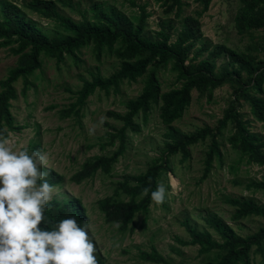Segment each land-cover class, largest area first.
<instances>
[{
	"label": "rangeland",
	"instance_id": "1",
	"mask_svg": "<svg viewBox=\"0 0 264 264\" xmlns=\"http://www.w3.org/2000/svg\"><path fill=\"white\" fill-rule=\"evenodd\" d=\"M7 1L20 7L24 2ZM54 1L62 15L80 20L75 10L58 0ZM133 1L145 5L149 13L144 34L156 40V35L163 25L172 23L171 42L175 41L182 29L184 17H197L203 8L197 0H183V13L177 19L174 12L166 11L167 7L161 1ZM72 2L73 7L81 11L88 10L94 3H105L114 5L127 15L137 12V8L131 5V0ZM243 6L242 0L212 1L208 11L199 18L202 38L196 42L190 57L195 53L194 50L210 43L211 49L204 52L198 61L207 58L213 48L223 46L238 54L252 56L257 62H264V28L253 29L242 35L237 30L236 17ZM25 12L45 30L55 29L53 22L40 18L27 9ZM16 46H0V81L6 79L8 72L17 65L18 56L12 52ZM79 57L83 61L79 65L71 58L58 65L55 59L42 55V66L29 77L32 85L25 94L22 79L14 84L18 98L11 102L10 110L16 124L24 129L9 134L14 141V150L28 148L30 152L41 150L48 153L47 168L41 166V171H53L62 178V182L55 187L53 200L78 199L82 203L86 222L90 225V236L97 247V258L101 259L102 264H164L161 261L140 258L142 252L150 253L154 250L171 264H203L206 259L199 254V246H182L177 239L188 242L190 235L187 228L191 226L197 232L207 231L214 239L220 240V236L206 221L211 216L222 220L242 237L255 235L264 227V217L254 214L239 217L237 206L229 202L238 199L264 207V187H259L264 186V163H248L246 158L241 159L238 151L234 150L229 142L235 131V123L229 121L226 127L221 128L219 122L226 110L234 106L238 108L240 119L248 123L251 133L264 138V125L251 114L249 104L237 98L229 83L216 88L211 99L193 91L190 106L183 117L172 124L173 128L187 134L206 127H209L212 133L204 141L189 148L188 159L183 160L182 153L169 157L168 166L172 172L164 174L159 181L164 183L167 190L163 205L152 203L148 213H138L127 227L122 221L107 219L100 202L107 198H111L113 202L129 200L120 185L126 182L134 185L133 178L144 174L153 161L162 157L166 143L169 142L165 138L168 129L160 117V101L152 106L146 120L143 115L138 116L136 121L141 125V132H128L126 151L112 165L110 173L99 169L80 181L78 175L86 164L94 162L97 156L110 157L117 151L118 143L102 149L101 144L104 141L101 138L106 132L122 126V122L112 114H124L126 103L141 95L154 66H150L148 73L137 82L122 83L118 93L111 92L106 95L104 91H96L78 114L67 116V110L75 102V98L67 89L72 92L80 90L81 78L91 79L89 72L96 66L100 67L104 77L111 76L120 68V61L115 55L104 54L99 64L91 47L83 48ZM216 64V73L236 75V72H239V77L246 80L245 71L238 65L231 64L227 55H220ZM154 72L161 85V94L179 86L176 73L171 72L169 68H159ZM234 84L236 85V81ZM253 93L259 95L257 90ZM259 96L264 98V93ZM101 117L106 118L105 123L97 127L95 135L89 136L88 129L97 124ZM213 144L218 145L219 154H213L212 169L204 176L207 155L213 149ZM33 146H36V149ZM169 177L178 181L175 190L169 184ZM262 247L261 251L253 247L250 264H264V241Z\"/></svg>",
	"mask_w": 264,
	"mask_h": 264
},
{
	"label": "trees",
	"instance_id": "2",
	"mask_svg": "<svg viewBox=\"0 0 264 264\" xmlns=\"http://www.w3.org/2000/svg\"><path fill=\"white\" fill-rule=\"evenodd\" d=\"M70 9L76 11L80 20L76 21L69 16L62 15L54 0H24L22 7L14 5L7 0H0V46L16 44L12 49L18 56L16 67L12 68L6 79L0 81V135L9 136V133L22 131L23 126H18L11 113V102L18 98L14 84L22 79L24 91L32 85L29 80L35 71L42 66L40 56L55 59L62 64L67 58L74 60L76 65L83 63L79 54L83 48L91 47L97 62L100 64L104 54L115 55L120 61V68L109 77H104L100 67L96 66L90 71L91 79L81 78L82 87L77 92L69 93L75 98L67 110V116L78 112L85 106L88 98L96 91H104L106 95L111 92L118 93L124 82L135 83L148 73L150 66L154 71L159 68L170 69L176 73V82L179 86L173 87L168 92L161 94V85L155 72H151L145 87L139 97L126 103L124 114L113 113V117L122 122L119 129H112L105 133L101 140V148L112 147L118 143V149L112 156H97L94 162L86 164L78 175L81 181L93 175L99 169L110 173L112 165L122 156L127 148L128 132L137 134L141 132V125L136 121L139 115L146 120L152 106L162 102L161 114L163 124L168 129L165 138L169 140L162 157L153 161L144 174L133 178L134 185L125 183L120 185L121 190L129 197L126 202H113L111 198L100 202L101 209L107 219L122 221L127 227L133 222L138 213H148L152 204L151 194L142 195L144 187L155 191L157 183L164 174L172 172L168 166L169 157L177 153L183 154V160L190 157V147L200 141H204L212 130L209 127L195 133L187 134L173 128L172 124L183 117L184 112L192 101V92L196 91L200 96L207 95L212 98L213 91L224 83H229L231 88L241 101L249 104L251 114L258 122L264 125V62L246 54H238L223 46L215 47L208 53L207 58L198 61L204 52L211 49V44L206 43L199 50H194L195 44L201 40V24L199 18L208 11L214 0H197L202 5V11L197 17L186 16L182 22V29L178 32L175 41L171 42L172 23L163 25L157 33L156 40L147 37L146 29L149 13L145 5H139L131 0V5L137 8V12L127 15L114 5L94 3L88 10L81 11L73 7L72 0H58ZM163 2L168 13H173L179 19L183 13V0H158ZM243 7L236 17V27L239 34L248 33L253 29L264 28V0H242ZM25 9L36 14L40 18L49 20L55 25L51 31L45 30L39 22L30 18ZM167 28V29H166ZM225 54L231 64L238 65L247 74L246 80L231 73H216V59ZM198 61V62H197ZM196 62V63H195ZM233 75L235 78H233ZM236 81V86L234 84ZM257 90L259 95L253 93ZM238 108L231 106L226 110L220 120L219 127H226L229 121L235 123V131L230 136L229 142L232 148L248 163L262 165L264 163V141L257 134L250 132L248 123L240 119ZM36 149V146H33ZM212 150L207 155V176L212 169L213 154H219V147L213 144ZM47 181L54 187L62 182L61 176L53 171H47ZM264 187V186H259ZM237 206L239 217L259 215L264 217V207H257L247 201L238 199L229 200ZM45 223L41 227L51 230L53 225L61 219L74 218L81 226L87 221L84 208L78 199L52 200L45 211ZM207 223L220 236V240L213 238L209 232H197L191 226L187 230L190 235L188 242L177 239L182 246H199V254L205 256L203 264H250V256L253 247L258 251L263 249L264 227L255 235L242 237L216 216L206 219ZM186 225H188L186 223ZM142 260L167 262L163 256L155 250L140 254ZM102 264L100 258H97Z\"/></svg>",
	"mask_w": 264,
	"mask_h": 264
},
{
	"label": "clouds",
	"instance_id": "3",
	"mask_svg": "<svg viewBox=\"0 0 264 264\" xmlns=\"http://www.w3.org/2000/svg\"><path fill=\"white\" fill-rule=\"evenodd\" d=\"M101 117L88 129L89 136L105 123ZM49 155L28 148L14 150V141L0 135V264H99L97 247L90 236V225L74 218L56 222L51 230L41 227L45 211L55 194L46 177ZM175 190L178 181L169 177ZM151 194L153 204L163 205L167 190L162 182L155 191L144 187L142 195Z\"/></svg>",
	"mask_w": 264,
	"mask_h": 264
}]
</instances>
